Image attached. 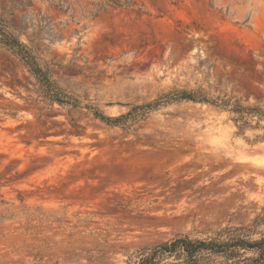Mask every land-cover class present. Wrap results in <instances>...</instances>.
I'll return each mask as SVG.
<instances>
[{
  "label": "rangeland",
  "instance_id": "1",
  "mask_svg": "<svg viewBox=\"0 0 264 264\" xmlns=\"http://www.w3.org/2000/svg\"><path fill=\"white\" fill-rule=\"evenodd\" d=\"M0 24L78 103L43 98L0 45V264H134L180 236L264 233V0H0ZM258 224V225H257ZM258 236V235H257ZM256 236V237H257Z\"/></svg>",
  "mask_w": 264,
  "mask_h": 264
},
{
  "label": "trees",
  "instance_id": "2",
  "mask_svg": "<svg viewBox=\"0 0 264 264\" xmlns=\"http://www.w3.org/2000/svg\"><path fill=\"white\" fill-rule=\"evenodd\" d=\"M0 45L17 57L37 80L43 98L59 105L78 107L77 101L67 95L50 79L33 51L0 24ZM179 101L211 103L216 107H231L234 122L243 131L249 126L247 117L264 120V111H249L240 105H232L225 100H213L201 92L176 91L165 95L153 103L137 106L131 112L119 117H108L88 108L96 119L109 127L123 126L128 121L144 118L151 110L161 105ZM258 225V224H257ZM258 235V236H257ZM257 236V237H256ZM134 264H264V233H256L251 228L226 227L208 239H194L180 236L155 247L141 255Z\"/></svg>",
  "mask_w": 264,
  "mask_h": 264
}]
</instances>
